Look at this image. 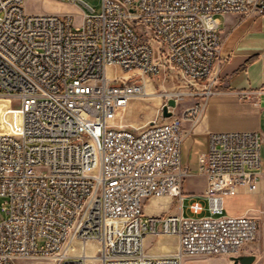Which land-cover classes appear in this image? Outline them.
Returning <instances> with one entry per match:
<instances>
[{
  "label": "built area",
  "instance_id": "2783aa9c",
  "mask_svg": "<svg viewBox=\"0 0 264 264\" xmlns=\"http://www.w3.org/2000/svg\"><path fill=\"white\" fill-rule=\"evenodd\" d=\"M69 1L80 9L78 23L73 13H27L23 0H0V95L17 99L22 113L18 134L0 132V264H189L239 255L256 237L258 217L229 214L224 204L257 190L264 137L207 133L197 160L205 206L183 190L190 173L181 145L217 92L218 15H261L264 0H100L99 10ZM160 72L175 73L187 89L167 100L195 101L123 125L121 111L147 96V79ZM150 196L174 197L179 211L145 215ZM186 198L189 215L181 211ZM146 234H172L176 247L150 253Z\"/></svg>",
  "mask_w": 264,
  "mask_h": 264
},
{
  "label": "crops",
  "instance_id": "0c3cea01",
  "mask_svg": "<svg viewBox=\"0 0 264 264\" xmlns=\"http://www.w3.org/2000/svg\"><path fill=\"white\" fill-rule=\"evenodd\" d=\"M218 20L220 48L214 65L219 78L217 92L208 97L200 121L186 134L181 145V162L190 173L183 181V190L185 182L189 185L191 179L197 181L196 192L184 191L196 199L203 198L206 188V180L197 170V160L206 149L208 132L253 131L264 137V14L226 13L218 15ZM247 92L249 98L242 97ZM262 148L264 141L261 151ZM257 202L258 197L252 205L232 214L248 212ZM143 211L148 216L164 215L177 213L179 207L174 197L150 196L144 200ZM181 211L184 213L183 207ZM152 238L157 239L158 248L147 249L150 253L176 247V237L172 234H146L144 245Z\"/></svg>",
  "mask_w": 264,
  "mask_h": 264
},
{
  "label": "rangeland",
  "instance_id": "374dc122",
  "mask_svg": "<svg viewBox=\"0 0 264 264\" xmlns=\"http://www.w3.org/2000/svg\"><path fill=\"white\" fill-rule=\"evenodd\" d=\"M91 7L99 10L100 0H84ZM24 10L27 13H43L55 12L59 14L73 13L74 23L79 22L80 9L77 5L69 0H23ZM109 74L126 75L118 68H110ZM146 89L149 93L145 97L134 98L129 101L125 108L119 115V120L123 125L140 126L150 122L153 119L160 118V111L162 106L167 103L164 96L170 92H186L185 84L176 76L175 73H158L149 77L146 81ZM173 98V97H171ZM191 98L184 95L183 99L177 101L174 107H170L174 112L179 113L182 108L190 105ZM192 100V99H191ZM20 103L15 98H7L0 95V132H10L18 134L21 127V112L19 110ZM262 161L264 162V148L261 151ZM188 182V181H187ZM197 181H192L187 185L184 183V191L197 190ZM258 197V202L252 207V211L257 214L259 226L256 237L246 244L241 249V254H254L255 260L251 264H264V177L262 178L257 190L254 192H245L229 197L225 200V211L227 213L239 211L247 205H252ZM193 198V197H192ZM200 201L205 206V200L200 198ZM2 199L0 198V204ZM189 198H186L183 203V210L185 215H189L188 205ZM208 212H203L206 215ZM148 250L150 248L157 249V239L152 238L145 246ZM32 264H40V262H33ZM189 264H233L230 256L224 254H205L192 258Z\"/></svg>",
  "mask_w": 264,
  "mask_h": 264
},
{
  "label": "water",
  "instance_id": "95a60500",
  "mask_svg": "<svg viewBox=\"0 0 264 264\" xmlns=\"http://www.w3.org/2000/svg\"><path fill=\"white\" fill-rule=\"evenodd\" d=\"M175 100L170 98L167 100V103L162 106V115L163 117H169L171 111L168 110V107H174ZM230 259L233 261V264H251L255 260L254 254H241L236 256H231Z\"/></svg>",
  "mask_w": 264,
  "mask_h": 264
},
{
  "label": "bare ground",
  "instance_id": "6f19581e",
  "mask_svg": "<svg viewBox=\"0 0 264 264\" xmlns=\"http://www.w3.org/2000/svg\"><path fill=\"white\" fill-rule=\"evenodd\" d=\"M21 112V111H20ZM21 122H22V113H21ZM21 124V123H20Z\"/></svg>",
  "mask_w": 264,
  "mask_h": 264
}]
</instances>
